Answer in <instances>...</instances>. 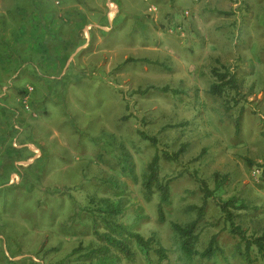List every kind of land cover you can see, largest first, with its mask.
I'll use <instances>...</instances> for the list:
<instances>
[{"label": "rangeland", "instance_id": "obj_1", "mask_svg": "<svg viewBox=\"0 0 264 264\" xmlns=\"http://www.w3.org/2000/svg\"><path fill=\"white\" fill-rule=\"evenodd\" d=\"M216 59L236 74V103L208 91ZM138 129L170 153L183 145L159 161L163 222ZM3 147L0 264H261L212 197L196 244L216 234L211 259H186L170 224L194 218L196 173L243 200L248 236L264 232V0H0ZM102 218L151 238L148 254L124 232L129 254L108 243Z\"/></svg>", "mask_w": 264, "mask_h": 264}, {"label": "trees", "instance_id": "obj_2", "mask_svg": "<svg viewBox=\"0 0 264 264\" xmlns=\"http://www.w3.org/2000/svg\"><path fill=\"white\" fill-rule=\"evenodd\" d=\"M225 13L223 11H220ZM147 60V59H144ZM217 66L211 68V75L213 81L211 82L208 91L213 95H229L230 101L234 103L238 102L236 97L239 94V85L236 74L233 71H230V67L224 63H221L216 59ZM153 88V86L145 88L142 92L147 89ZM161 90L167 91V86L160 87ZM229 89L232 90L233 94L228 93ZM235 126H239V117L235 119ZM139 135L150 142L154 148V152L147 164L146 174L144 176L143 186L148 195H150L154 188L158 192V201L156 204V214L157 219L160 222L165 221V207L170 203V178L160 179L159 176V161L163 159L164 161H176L179 159V155L183 152V145L178 148L177 151L170 153L165 149H159L158 144L159 140L156 135H149L143 130L137 131ZM194 179L198 182L200 191L202 193L201 203L199 205H187L186 209L189 211H194L195 216L191 220L185 223L171 222L170 226L172 231L177 236L179 242V249L183 253V256L190 260L194 256H197L200 259H211L215 253L219 250L217 245V235L213 234L209 238L206 246L199 251L196 248L198 241V232L197 226L199 222L204 218L208 198L212 197L217 206L219 207L221 217L228 227V231L236 236L243 245V255L246 260L251 258V250H255L256 258H259L261 264H264V232L260 234H251L247 235L246 230L236 222V213L234 211L245 208L243 200L238 199L235 196H230L228 198H219L214 195V192L208 187L207 183L199 178V176L194 173ZM114 210V209H113ZM117 212V211H113ZM103 222L106 226L113 232L114 236H109L107 234H100L103 239L108 243L116 246L123 254H129V250L123 239L117 237L115 234L125 233L128 237H132L136 244L148 254L150 239L143 237L141 234L136 232L126 231L123 226L119 223H115L109 220H104ZM161 252V251H158Z\"/></svg>", "mask_w": 264, "mask_h": 264}, {"label": "crops", "instance_id": "obj_3", "mask_svg": "<svg viewBox=\"0 0 264 264\" xmlns=\"http://www.w3.org/2000/svg\"><path fill=\"white\" fill-rule=\"evenodd\" d=\"M5 153H6V150L3 147L2 150H0V157H1L0 158V169H1V166H2V169H4V167L1 163H2V161L5 162V160H6V154Z\"/></svg>", "mask_w": 264, "mask_h": 264}]
</instances>
